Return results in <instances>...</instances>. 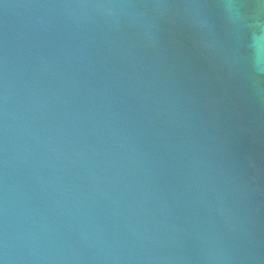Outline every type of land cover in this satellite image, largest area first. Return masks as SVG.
Here are the masks:
<instances>
[{"label": "water", "instance_id": "obj_1", "mask_svg": "<svg viewBox=\"0 0 264 264\" xmlns=\"http://www.w3.org/2000/svg\"><path fill=\"white\" fill-rule=\"evenodd\" d=\"M0 264H264V0H0Z\"/></svg>", "mask_w": 264, "mask_h": 264}]
</instances>
